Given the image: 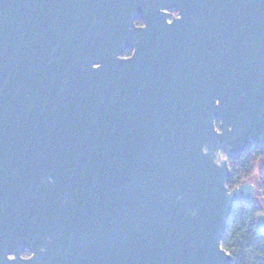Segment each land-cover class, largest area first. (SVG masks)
Masks as SVG:
<instances>
[{
  "label": "water",
  "instance_id": "water-1",
  "mask_svg": "<svg viewBox=\"0 0 264 264\" xmlns=\"http://www.w3.org/2000/svg\"><path fill=\"white\" fill-rule=\"evenodd\" d=\"M253 144L264 0H0V264H233Z\"/></svg>",
  "mask_w": 264,
  "mask_h": 264
},
{
  "label": "trees",
  "instance_id": "trees-1",
  "mask_svg": "<svg viewBox=\"0 0 264 264\" xmlns=\"http://www.w3.org/2000/svg\"><path fill=\"white\" fill-rule=\"evenodd\" d=\"M129 54L130 51H126V55ZM227 162L228 188L250 180L257 186V193L251 202L235 204L223 234L222 247L232 255L233 264H264V228L257 225L258 216L264 214V147L253 144L239 157L227 158ZM254 175L255 181L251 179Z\"/></svg>",
  "mask_w": 264,
  "mask_h": 264
},
{
  "label": "rangeland",
  "instance_id": "rangeland-1",
  "mask_svg": "<svg viewBox=\"0 0 264 264\" xmlns=\"http://www.w3.org/2000/svg\"><path fill=\"white\" fill-rule=\"evenodd\" d=\"M125 55H126V54H125ZM255 177H256V176H255ZM235 204H236V203H234L233 208H234ZM262 220H264V214L258 216V222H259L258 224H260V222H261ZM221 244H222V241H221Z\"/></svg>",
  "mask_w": 264,
  "mask_h": 264
},
{
  "label": "crops",
  "instance_id": "crops-1",
  "mask_svg": "<svg viewBox=\"0 0 264 264\" xmlns=\"http://www.w3.org/2000/svg\"><path fill=\"white\" fill-rule=\"evenodd\" d=\"M259 222H258V218H257V225H258V227H260V228H264V220H262L261 222H260V224H258Z\"/></svg>",
  "mask_w": 264,
  "mask_h": 264
},
{
  "label": "flooded vegetation",
  "instance_id": "flooded-vegetation-1",
  "mask_svg": "<svg viewBox=\"0 0 264 264\" xmlns=\"http://www.w3.org/2000/svg\"><path fill=\"white\" fill-rule=\"evenodd\" d=\"M171 12V11H170ZM172 14V13H171ZM140 24H141V22H140ZM140 24H138V25H140Z\"/></svg>",
  "mask_w": 264,
  "mask_h": 264
}]
</instances>
